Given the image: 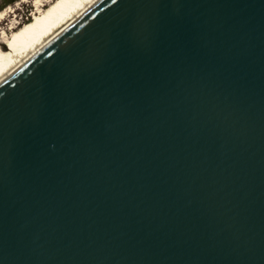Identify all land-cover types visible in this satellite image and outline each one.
I'll use <instances>...</instances> for the list:
<instances>
[{
    "label": "water",
    "instance_id": "1",
    "mask_svg": "<svg viewBox=\"0 0 264 264\" xmlns=\"http://www.w3.org/2000/svg\"><path fill=\"white\" fill-rule=\"evenodd\" d=\"M0 264H264V0H97L3 79Z\"/></svg>",
    "mask_w": 264,
    "mask_h": 264
},
{
    "label": "bare ground",
    "instance_id": "2",
    "mask_svg": "<svg viewBox=\"0 0 264 264\" xmlns=\"http://www.w3.org/2000/svg\"><path fill=\"white\" fill-rule=\"evenodd\" d=\"M27 1V0H22ZM57 4L55 5V2ZM97 0H32V24L0 11V82ZM28 2V1H27ZM11 19V20H9ZM8 21L7 26L5 25ZM25 26H21V25ZM26 30L22 32V28Z\"/></svg>",
    "mask_w": 264,
    "mask_h": 264
},
{
    "label": "rangeland",
    "instance_id": "3",
    "mask_svg": "<svg viewBox=\"0 0 264 264\" xmlns=\"http://www.w3.org/2000/svg\"><path fill=\"white\" fill-rule=\"evenodd\" d=\"M28 1V2H27ZM27 1H22V0H12L10 2V0H0V11H6L7 9H11V11H15L10 12V17H14L17 16L18 20H29L27 21L28 23H26V26H28V24H32L33 23V19L31 18V9L33 7L32 5V0H27ZM60 1V0H58ZM57 4V1L55 2V5ZM11 20V19H9ZM8 21H6L5 25L7 26ZM22 27L25 25H21ZM21 27V28H22ZM22 32L25 31V28H22Z\"/></svg>",
    "mask_w": 264,
    "mask_h": 264
},
{
    "label": "trees",
    "instance_id": "4",
    "mask_svg": "<svg viewBox=\"0 0 264 264\" xmlns=\"http://www.w3.org/2000/svg\"><path fill=\"white\" fill-rule=\"evenodd\" d=\"M12 0H10V2H11Z\"/></svg>",
    "mask_w": 264,
    "mask_h": 264
}]
</instances>
